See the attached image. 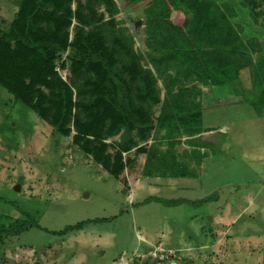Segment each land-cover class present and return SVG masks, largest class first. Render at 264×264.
Masks as SVG:
<instances>
[{
  "label": "rangeland",
  "instance_id": "374dc122",
  "mask_svg": "<svg viewBox=\"0 0 264 264\" xmlns=\"http://www.w3.org/2000/svg\"><path fill=\"white\" fill-rule=\"evenodd\" d=\"M20 1L0 0V27L14 19ZM112 1L117 26L127 29L135 51L146 52L147 4ZM218 2L233 8L232 23L244 41L257 44L251 59L258 63L264 2L251 12L239 0ZM257 63L241 71L238 90L211 92L202 112L203 137L189 141L183 131L172 134L178 168L188 169L178 178L147 172L146 156L134 157L133 151L123 154L134 160L132 168L110 176L73 142L72 128L68 136L53 135L0 88V215L13 221L27 213L42 228L7 240L0 264H264V104L248 92L264 89V60L259 69ZM67 68L56 66L65 81ZM181 86L206 90L192 81ZM157 87L164 98L160 80ZM187 99L203 103L192 90ZM164 135L153 132L146 146L163 155ZM114 140L118 136L106 143ZM86 221L95 222L64 236L47 233Z\"/></svg>",
  "mask_w": 264,
  "mask_h": 264
},
{
  "label": "trees",
  "instance_id": "16d2710c",
  "mask_svg": "<svg viewBox=\"0 0 264 264\" xmlns=\"http://www.w3.org/2000/svg\"><path fill=\"white\" fill-rule=\"evenodd\" d=\"M128 1L147 4L143 53L134 50L127 29L117 26L119 10L112 0H21L14 19L0 27V88L48 125L53 135L68 136L72 128L73 142L112 177L132 168L134 160L123 157L131 151L134 157L146 156L147 172L186 177L188 169L181 171L174 157L172 134L202 133V112L211 92L238 90L241 71L257 63L251 59L257 44L244 41L232 23L233 8L218 0ZM263 2L239 0L250 12ZM259 59L257 69L264 52ZM66 63L65 81L56 66L65 69ZM187 81L208 92L181 86ZM190 90L203 98L202 104L187 99ZM257 90L248 92L264 104V89ZM155 131H164L168 141L163 155L145 144ZM116 136L118 140L106 143ZM94 222L43 231L64 236ZM31 228L42 230L27 213L13 221L0 215V253L7 240Z\"/></svg>",
  "mask_w": 264,
  "mask_h": 264
},
{
  "label": "crops",
  "instance_id": "0c3cea01",
  "mask_svg": "<svg viewBox=\"0 0 264 264\" xmlns=\"http://www.w3.org/2000/svg\"><path fill=\"white\" fill-rule=\"evenodd\" d=\"M201 86H202V85H201ZM203 87H204V86H203ZM204 88H205L206 90H205V92H202V93H206V92H208L207 88H206V87H204ZM220 89H221V88H220ZM216 90H218V89H216ZM216 90H215V91H216ZM211 94H212V93H211ZM211 94H210V95H211ZM202 116H203V115H202ZM208 132H209V131H208ZM204 134H205V133L202 132V134L200 133V134L195 135V136H193V137H188V136H187V139H188V140L191 139V140H189V141H192L194 138H199V136L203 137L202 135H204ZM190 146H191L192 149H194V147H195V146H193L192 144H190ZM174 151H175V148H174ZM200 151H202V150L200 149ZM188 152H189V155L192 157V152H190V151H188ZM184 153H185V152H184ZM176 161H177V159H176ZM177 162H178V161H177Z\"/></svg>",
  "mask_w": 264,
  "mask_h": 264
},
{
  "label": "flooded vegetation",
  "instance_id": "af4514ba",
  "mask_svg": "<svg viewBox=\"0 0 264 264\" xmlns=\"http://www.w3.org/2000/svg\"><path fill=\"white\" fill-rule=\"evenodd\" d=\"M178 253V252H177ZM170 260V259H169ZM169 260H167V261H169ZM166 261V262H167ZM173 260H170V262H172ZM178 261V260H177ZM166 262H162V263H160V264H166ZM175 262V261H174ZM182 264H191L190 262H187V261H180Z\"/></svg>",
  "mask_w": 264,
  "mask_h": 264
},
{
  "label": "water",
  "instance_id": "95a60500",
  "mask_svg": "<svg viewBox=\"0 0 264 264\" xmlns=\"http://www.w3.org/2000/svg\"><path fill=\"white\" fill-rule=\"evenodd\" d=\"M14 189H15V190H18V185H17V186H15V187H14ZM169 264H176V263H174V262H171V263H169Z\"/></svg>",
  "mask_w": 264,
  "mask_h": 264
}]
</instances>
